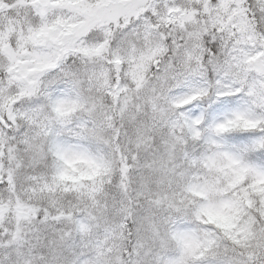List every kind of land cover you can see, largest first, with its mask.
Wrapping results in <instances>:
<instances>
[{
	"label": "snow or ice",
	"instance_id": "1",
	"mask_svg": "<svg viewBox=\"0 0 264 264\" xmlns=\"http://www.w3.org/2000/svg\"><path fill=\"white\" fill-rule=\"evenodd\" d=\"M0 264H264V0H0Z\"/></svg>",
	"mask_w": 264,
	"mask_h": 264
}]
</instances>
